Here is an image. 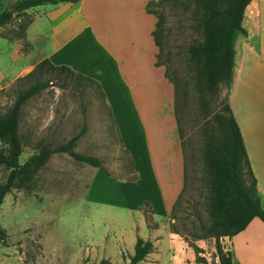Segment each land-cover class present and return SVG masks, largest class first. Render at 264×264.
Here are the masks:
<instances>
[{
    "label": "rangeland",
    "instance_id": "374dc122",
    "mask_svg": "<svg viewBox=\"0 0 264 264\" xmlns=\"http://www.w3.org/2000/svg\"><path fill=\"white\" fill-rule=\"evenodd\" d=\"M15 1L0 0V11ZM153 1L160 4L159 7L153 6L156 20L161 21L159 60L179 92L181 108L178 118L182 127L179 142L185 157L181 201L173 214L171 208L166 220L161 214L163 205H157L159 213L156 216L170 231H178L180 240L183 238L189 242L191 237L183 234L201 236L205 234L204 227L211 225V201L203 151L207 134L216 128L212 123L213 115L223 109L226 102L229 103L231 91L230 85L223 84L217 96H211L199 82L195 63L188 54L190 46L203 40L194 2ZM17 24L18 20H13L0 28V87L4 91H0V113H5L13 104L18 87L33 82L28 78L19 84L15 82L32 71L16 74L22 65V61L16 63L12 59L16 56L13 45L16 43H8L2 38V35L11 34ZM29 39L36 49L33 56L36 60L45 40L34 33ZM19 44L22 46V42ZM45 47L50 53L52 40ZM59 55L66 56V52H59ZM43 78L51 81L47 88L21 109L23 154L20 163L23 165L42 147L53 149L80 136L75 151L100 159L107 173L101 168L102 172L97 173L96 168L88 163L77 162L68 154L56 153L22 189H13L0 207V220L5 229L4 240L0 238V264H96L101 259L109 260L110 264H128L131 256L126 247L131 216L139 218V212L145 216L148 226L149 222L152 226L159 225L151 211L152 206L148 204L152 196H156V189L146 173L137 183V177L136 180L132 178L136 175H130L133 174L134 161L124 151L118 122L112 118L94 84L58 71L44 74ZM64 82L66 87L62 88ZM84 127L86 131H83ZM131 132L136 133L131 143L139 146L140 130L136 132L133 126ZM0 152H8L3 141H0ZM104 173L126 182H116ZM8 174L7 167L0 166V183L6 181ZM90 182H93V188L88 192ZM130 209H133L131 216ZM143 211L147 214L144 215ZM257 221L263 222L261 219ZM147 233H142V237ZM250 248L244 256V264H264V237L252 241ZM130 251L134 254V248ZM181 254L182 258L176 264H183ZM208 257L209 261L201 254L209 264H219V256L218 262Z\"/></svg>",
    "mask_w": 264,
    "mask_h": 264
},
{
    "label": "crops",
    "instance_id": "0c3cea01",
    "mask_svg": "<svg viewBox=\"0 0 264 264\" xmlns=\"http://www.w3.org/2000/svg\"><path fill=\"white\" fill-rule=\"evenodd\" d=\"M150 1L78 0L77 3L37 7L27 11L32 17L27 30L32 49L21 54L20 41H7L16 43L13 44L16 55L13 61H22L16 74L29 73L44 59H49L53 65L68 67L82 77L91 78L105 94L110 114L118 122L123 149L134 161L130 175H136L137 183L146 173L156 189V196H152L148 204L159 223L157 227L150 229L145 216L137 212L140 217L135 218L130 209L132 223L126 247L129 256L134 255L130 249L134 248L135 252L136 238L140 237L150 240L154 248L140 264H176L182 258L181 252L183 264H198L193 248L156 216L157 205L162 204L164 220L169 217L184 187L185 157L174 115L175 90L165 77V67L156 66L157 20L154 14L147 12ZM242 28L245 31L237 32L234 37L235 67L229 104L242 132L264 210V0H252L247 6ZM31 33L45 40L36 60L33 59L36 49L29 39ZM50 40L52 50L48 53L45 46ZM63 51L66 56L59 55ZM133 126L141 133L139 146L131 143L136 134L131 132ZM95 172L102 170L96 168ZM104 174L116 182H126ZM92 184L90 182L88 192L92 191ZM258 219L235 236L208 240L190 238L189 242L199 247L208 261L211 256L218 262L221 250L230 264H244L252 241L264 237V223Z\"/></svg>",
    "mask_w": 264,
    "mask_h": 264
},
{
    "label": "trees",
    "instance_id": "16d2710c",
    "mask_svg": "<svg viewBox=\"0 0 264 264\" xmlns=\"http://www.w3.org/2000/svg\"><path fill=\"white\" fill-rule=\"evenodd\" d=\"M189 1H193L196 6L195 15L199 27L202 29L203 40L199 44L190 46L188 54L195 63L198 79L204 90L211 96H217L219 87L223 84L230 85L233 77L235 67L234 37L237 32L243 33L245 31L242 28V19L247 6L251 4L252 0ZM77 2L78 0H16L0 11V28L9 25L13 20H18L16 29L11 34L2 35V38L10 42H22V53H26L32 49L27 38V30L32 23V17L27 11L46 5ZM153 6L159 7L160 4L155 3L153 0L150 1L147 12L156 16ZM160 26L161 21L158 18L156 22L157 29L154 32L156 47L158 48V54L156 55L157 67L164 66L159 60V51L161 50ZM56 71L60 74L64 72L88 80L97 87L106 102L101 87L91 78L82 77L68 67L53 65L49 59H44L36 65L31 73L18 78L15 81L17 84L23 82L26 78L33 79V82L29 86L18 87L13 104L5 113H0V141L8 146L7 154L0 152V166H5L9 170L6 181L0 183V207L13 189H22L26 182L31 181L42 168H45L51 157L56 153L68 154L77 162L88 163L94 168H101L105 171L104 164L100 159L75 151L76 142L80 136L73 137L67 143L53 149L42 147L23 165L20 163L23 154L20 137L21 109L27 102L44 92L49 82H51L48 78H43L44 74L55 73ZM165 77L169 80L167 71ZM170 83L172 82L170 81ZM172 85L175 90L174 115L178 123L180 137H182L181 122L178 118L181 108L179 92L176 84L172 83ZM61 87H66V82ZM1 92L4 91L1 90ZM222 108L213 115L212 123H215L216 128L214 132L207 134L203 151L211 201L209 205L211 225L208 228L204 227L205 234L201 236L183 234L200 240H208L211 237L235 236L246 230L255 218H259L264 222V210L260 205L259 191L248 154H246L242 132L232 115L230 104L226 102ZM83 131H86V127L83 128ZM113 178L117 179L118 177ZM132 178L136 180V176H132ZM181 197L182 193L173 204L172 214L176 211ZM143 212L144 215L147 214L145 211ZM148 227L154 229L157 225L152 226L149 222ZM4 230L0 220V238L2 240L5 238ZM171 232L180 235L174 229ZM187 243L193 248L198 264H209L201 258L203 251L199 247L188 241ZM134 247V255L130 257L128 264H140L154 250L150 240H143L140 237L136 238ZM110 263L109 260L104 259L99 264ZM219 264H230L229 258L221 250H219Z\"/></svg>",
    "mask_w": 264,
    "mask_h": 264
}]
</instances>
